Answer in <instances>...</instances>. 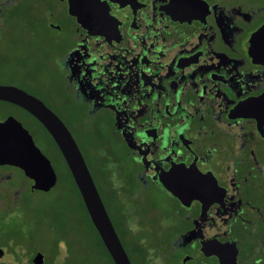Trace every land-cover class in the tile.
<instances>
[{"label": "flooded vegetation", "instance_id": "af4514ba", "mask_svg": "<svg viewBox=\"0 0 264 264\" xmlns=\"http://www.w3.org/2000/svg\"><path fill=\"white\" fill-rule=\"evenodd\" d=\"M20 1L0 0V50L10 45L4 15ZM31 2L56 48L44 81L63 83L66 96L47 102L15 69L0 70V85L41 100L75 141L69 116L103 127L132 164L126 183L169 198L155 264H264V0ZM22 31L37 38L30 25ZM28 40L18 46L26 51ZM11 167L37 191L21 168L0 164V218L17 203ZM37 254L44 264L41 250L26 263L37 264Z\"/></svg>", "mask_w": 264, "mask_h": 264}, {"label": "rangeland", "instance_id": "374dc122", "mask_svg": "<svg viewBox=\"0 0 264 264\" xmlns=\"http://www.w3.org/2000/svg\"><path fill=\"white\" fill-rule=\"evenodd\" d=\"M41 2L43 0H38L37 4ZM26 11L29 15L25 14ZM40 14L36 3L21 0L4 15L6 29L3 34L10 45L9 49L0 50V70L9 73L15 69L14 79L24 82L19 84L26 87L37 85L47 102L58 104L66 92L63 83L44 81L49 80V68H42L43 62L52 61L56 48L53 36L50 37L41 26ZM24 25L36 30L37 38H27L22 31ZM19 43L25 45L19 47ZM74 112L77 115V111ZM8 115L15 116L31 133L36 146L50 160L57 181L47 192L31 191L27 189V178L21 170L10 168L14 186L18 187L19 192L15 210L8 218H0L3 235L0 239V251L3 253L0 254V264H27L29 253L34 250H41L44 254V264H112L90 226L82 198L50 135L24 110L0 101V120ZM67 123L86 158L107 212L132 263L155 264L156 254L165 246V237L169 233L168 222L173 203L154 187L138 195L135 186L126 183L132 172V164L103 127L92 129L70 116ZM9 239L11 243L7 245Z\"/></svg>", "mask_w": 264, "mask_h": 264}, {"label": "water", "instance_id": "95a60500", "mask_svg": "<svg viewBox=\"0 0 264 264\" xmlns=\"http://www.w3.org/2000/svg\"><path fill=\"white\" fill-rule=\"evenodd\" d=\"M69 12L75 14L73 8ZM0 100L14 103L31 113L48 131L61 152L82 198L89 219L114 264H132L104 206L84 157L62 120L41 100L12 85H0ZM0 164L21 168L33 180L32 189L49 191L57 181L50 160L40 151L31 135L15 118L0 121ZM165 187L166 179H162ZM34 262H42L37 254Z\"/></svg>", "mask_w": 264, "mask_h": 264}, {"label": "trees", "instance_id": "16d2710c", "mask_svg": "<svg viewBox=\"0 0 264 264\" xmlns=\"http://www.w3.org/2000/svg\"><path fill=\"white\" fill-rule=\"evenodd\" d=\"M72 182H73L74 186L76 187V185H75V183H74L73 180H72ZM76 189H77V187H76ZM77 191H78V189H77ZM78 194H79V192H78ZM79 195H80V194H79ZM80 198H81V197H80ZM81 201H82V199H81ZM82 204H83V202H82ZM83 207H84V211L86 212V214H87V216H88V213H87V211H86V209H85L84 204H83ZM106 210H107V209H106ZM88 221H89L90 226H91L92 230L94 231L96 237H97L98 239H100V237H99V235H98L96 229L94 228L93 224L91 223V221H90V219H89V216H88ZM112 223H113V222H112ZM113 225H114V224H113ZM100 241H101V239H100ZM101 243H102V241H101ZM102 244H103V243H102ZM103 246H104V245H103ZM104 248H105V247H104ZM105 250H106V249H105ZM106 252H107V250H106ZM107 254H108V252H107ZM108 256H109V258L111 259V257H110L109 254H108ZM111 261H112V259H111ZM112 264H114L113 261H112Z\"/></svg>", "mask_w": 264, "mask_h": 264}]
</instances>
